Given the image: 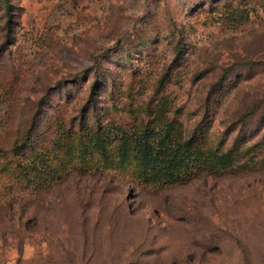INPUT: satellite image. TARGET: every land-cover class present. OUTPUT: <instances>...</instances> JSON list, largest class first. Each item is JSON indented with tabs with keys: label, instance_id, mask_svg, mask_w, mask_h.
<instances>
[{
	"label": "rangeland",
	"instance_id": "obj_1",
	"mask_svg": "<svg viewBox=\"0 0 264 264\" xmlns=\"http://www.w3.org/2000/svg\"><path fill=\"white\" fill-rule=\"evenodd\" d=\"M0 264H264V0H0Z\"/></svg>",
	"mask_w": 264,
	"mask_h": 264
}]
</instances>
